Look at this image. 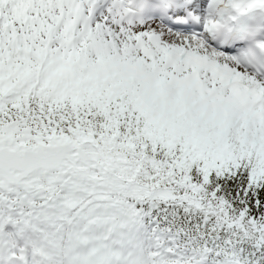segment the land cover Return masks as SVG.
I'll return each mask as SVG.
<instances>
[{"label":"snow or ice","instance_id":"obj_1","mask_svg":"<svg viewBox=\"0 0 264 264\" xmlns=\"http://www.w3.org/2000/svg\"><path fill=\"white\" fill-rule=\"evenodd\" d=\"M0 264H264V0H0Z\"/></svg>","mask_w":264,"mask_h":264}]
</instances>
